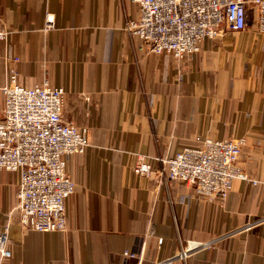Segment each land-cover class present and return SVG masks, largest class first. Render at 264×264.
I'll use <instances>...</instances> for the list:
<instances>
[{
    "label": "crops",
    "instance_id": "crops-1",
    "mask_svg": "<svg viewBox=\"0 0 264 264\" xmlns=\"http://www.w3.org/2000/svg\"><path fill=\"white\" fill-rule=\"evenodd\" d=\"M133 0H0L1 87L10 70L26 87L44 79L65 90L63 117L89 144L69 157L75 182L65 231L19 222V173L0 168V264H264V19L245 8V27L206 38L175 58L154 53L126 29ZM51 15L52 27H46ZM242 139L238 164L257 183L234 179L224 200L164 180L155 156L195 139ZM137 153L149 176L132 170ZM201 243L185 259L181 245ZM133 255H125V252Z\"/></svg>",
    "mask_w": 264,
    "mask_h": 264
},
{
    "label": "built area",
    "instance_id": "built-area-1",
    "mask_svg": "<svg viewBox=\"0 0 264 264\" xmlns=\"http://www.w3.org/2000/svg\"><path fill=\"white\" fill-rule=\"evenodd\" d=\"M138 17L126 23V29L139 37L154 53L166 52L175 58L198 51L206 38L245 27L246 6L259 9L264 19V0H133ZM46 27H52L51 15ZM8 34L0 18V42ZM4 104L0 117V168L17 171L19 222L25 229L38 231L67 230L66 201L75 182L66 172V163L89 144L87 131L63 117L65 90L45 79L31 87L21 85L17 73L10 70L1 87ZM183 145L170 156H155L162 164L164 180L191 185L197 195L224 200L234 179L256 184L238 164L242 139L199 138ZM152 164L137 153L132 170L149 176ZM7 223L0 232V259L11 255ZM198 242L181 245L178 257L200 246ZM132 256V253L125 252Z\"/></svg>",
    "mask_w": 264,
    "mask_h": 264
}]
</instances>
